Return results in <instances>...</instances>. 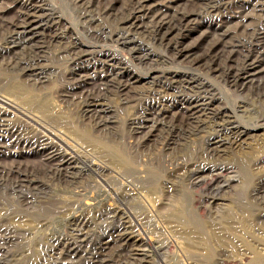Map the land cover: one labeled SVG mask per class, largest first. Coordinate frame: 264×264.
<instances>
[{"label":"rangeland","instance_id":"obj_1","mask_svg":"<svg viewBox=\"0 0 264 264\" xmlns=\"http://www.w3.org/2000/svg\"><path fill=\"white\" fill-rule=\"evenodd\" d=\"M245 1L250 0H148L149 16H158V20L168 17L172 19L171 25L153 35L140 33L138 41L126 43L125 36L118 32L123 25L120 18L132 19L146 12L133 11L134 0H88L84 4L74 0H0V99L18 110L0 102V112L10 113H0L4 117L0 129V225L29 229L21 235L15 228L14 236L21 237L17 244L10 246L9 264H28L33 259L58 264L52 260L59 257L61 247L54 258L47 256L46 238L52 235L59 239L60 245L66 239L79 245L82 235L74 232L68 223L80 216L87 217L93 224L86 231L88 241L82 244L74 263L84 264L93 247L105 243H108L105 254L117 257L127 244L140 239V231L146 230L152 233V244L158 248L160 256L149 253L143 264H227L226 260L230 264H246L248 258L234 256L228 242L241 234L243 227L237 221H232L231 229L227 225L230 216L240 215L243 209L252 206L248 225L261 236L264 234V224L256 221L261 207L251 198L259 179L264 177V158L256 170L251 162L248 181L238 177L237 172H223L218 181L220 185L231 176L240 180L223 190L226 201L209 200V204L204 202L208 198L204 185L194 187V177H176L174 171L175 166L186 162L200 163L197 166L200 170L228 164V158L216 160L204 154L212 129L196 135L185 148L169 146V141L153 147V143L147 141L137 150L131 147L129 135L132 120L145 112L151 100L157 102L159 97H169L174 92L173 80L166 79L167 74L178 77L189 72L184 53L180 52L185 46L193 47L199 56L215 55L224 48L232 51L227 61L215 63V67H227L229 77L238 72L246 59L247 63L254 62L251 83L244 88H231L229 79H223L222 74L220 78L199 74L200 79L213 88L215 98H220V91L229 99L227 108L236 111V123L244 125L249 136L264 134L263 127L245 126L250 115H264V93L259 95L255 88L257 85L262 91L264 88V0ZM109 6L110 16H101ZM235 12H239L240 19H235L238 17ZM88 21L95 23L88 26ZM55 35H59V39H54ZM111 53L128 64L126 69L136 78L135 90L127 100L114 88L102 92L101 103L107 104L111 113L107 115V127L98 128L96 121L85 115L84 96L88 92L96 94L98 86L112 74L104 67L105 55ZM139 56L146 59L140 62ZM161 104L159 109L165 115L181 108L183 103L176 100ZM29 117L44 128L30 122ZM173 123L177 128L186 124L181 115L176 116ZM6 129L7 133H15L6 134ZM159 130L157 127L150 141ZM47 132L71 143L88 161L96 163L95 167L104 168L108 164L103 163L111 155L126 160L131 158L129 155L137 157L134 166L141 172L144 186L156 191L153 196H148L140 184L131 186L126 177L111 174L123 186V191L128 188L137 193L126 206L134 212L132 223H142L140 217H144L140 231L135 226L131 229L133 239H113L115 223L97 216L99 209L94 205L101 199L100 189L104 185L90 173L75 179L82 187L42 173L34 176L36 183L30 186L19 184L17 178L24 172L49 167L44 162L49 152L46 142L42 141L52 139L58 145L61 143ZM147 145L153 150L152 154L143 150ZM252 152L253 156L262 153L255 146ZM108 182L112 183L113 178ZM153 199L158 201L154 207ZM87 201L90 206H86ZM105 204L109 206L110 202ZM46 207L55 209L57 215L49 220V227L42 228ZM176 208H181L183 216L176 212L172 217L165 214ZM196 221L213 228L199 231ZM182 223H186L184 230ZM216 236L223 237L222 241ZM143 237L147 239L145 234ZM21 251L24 257L20 256Z\"/></svg>","mask_w":264,"mask_h":264},{"label":"bare ground","instance_id":"obj_2","mask_svg":"<svg viewBox=\"0 0 264 264\" xmlns=\"http://www.w3.org/2000/svg\"><path fill=\"white\" fill-rule=\"evenodd\" d=\"M87 1L88 0H74L75 3L79 4H84ZM245 2L248 3L251 2V0ZM147 3L148 0H134L132 10L137 11L138 13H143L142 11L144 10L146 12L140 16H134L132 19L120 18L121 24L123 25L118 28V32L121 33L122 36H125L126 43H134L138 41V35H140V33L153 35L156 31L160 30V28L166 29L171 25L172 19H169L168 17L163 16L158 20V16H149L150 8H148ZM110 10L111 6H109L107 8V12L104 11L101 16H104L105 18L109 17ZM235 13L238 14V17L235 19H240L239 12ZM94 23L95 22L92 21L87 22L88 26H92ZM224 36L225 34L223 37ZM53 38L59 39V35H55ZM194 51L195 49L191 46H185L180 49V52L184 53V58L188 63L186 68L189 70V72H187L186 75H181L178 77L171 75L170 77L167 74L166 79L173 80L172 86L174 87V92L171 93V96H164L163 98L159 97L157 102L155 100H151L145 110H143L145 112L142 113V115L136 120H132L129 132L130 139L133 143L131 147L138 150L140 145L146 143L147 141H149L150 144L153 143V147H156L158 143H162L164 141H166L165 143H168L167 141H169V146L181 145L182 148H185L188 142L196 135L205 129H212V132L208 136L209 138L207 140V147L204 151V154L207 157L216 160L228 158V164L220 168L214 167L212 169L209 168L207 170H200L197 168L200 163L190 164L186 162L183 164H178L175 166L176 168L174 167V176L182 177L187 175L190 176L191 179L194 177L192 180V185L194 187L204 185L208 195L207 200L204 201L206 203H209V200L226 201L224 195L225 191L223 190L228 189L231 184L239 182L240 179L238 180L236 176H231L228 178L227 182H223V184L220 185L218 182L219 178L223 172H237L239 173L237 176L241 177L243 181L250 180L251 162H254V170H256L258 168L256 167L257 164L264 158V152L261 151L262 148L264 149V134L261 136H249L246 133L247 129L242 127L244 125H242L240 122L239 124L236 123V111L234 109L229 110L227 108L226 105L230 103L229 99L220 91V98H215V95H213V88L200 79L201 74L199 73L212 74L217 78H220L222 74L223 79H229V86L231 88H244L251 83L250 78L253 75L254 62L252 61L247 63L248 60L246 59L245 63L238 70V72H231L232 76L229 77V69H227V67L221 66L215 67V63L227 61L228 57L230 58L232 56V51H228L226 48H224L221 52L215 55L204 54L201 56L194 53ZM145 59L146 58L144 56H139L140 62L144 61ZM127 66L128 64H125L122 59L119 60L118 56L115 54H106L104 67L110 69L109 72L112 74L108 77L104 75L106 78L102 84L98 86V92L96 94L88 92L87 95L84 96L83 106L85 115L88 118L95 120L96 126L98 128L107 127L105 124L108 123V120H106L108 119L107 115L111 113L110 107L105 103H101L100 99L104 98V94L102 92L105 89L114 88L124 100H127L130 94L135 90L133 85L136 82V78L133 73L126 69ZM123 70H126L127 72L123 73ZM250 86L253 85L251 84ZM257 86L255 88L258 90V94L260 95V93H264V88L262 91L260 87ZM185 97H187V99H185ZM176 100L182 101L183 104L181 108H175L172 106L177 110L163 115L161 113L162 109H159L160 106H162L161 102L164 101V103L168 105L169 103L175 102ZM0 102L9 106L5 107L18 111L15 107H10V104L7 101L0 99ZM19 110L22 109L19 108ZM0 113L8 114L9 112L5 110V112L3 111ZM1 114L0 129L3 127L2 119L4 118ZM178 115L183 116L186 123L184 126L179 128H177V126L173 123V119ZM29 120H31L30 122H35L34 124H38L36 123L35 119L29 117ZM5 122H7V120H5ZM5 126L9 127L7 124ZM245 126L254 128L263 127L262 130H264V115H250L247 118ZM157 127H160V130L155 139L150 141V137L154 136V132L156 131ZM7 132L8 130L6 129V134L11 135L15 133ZM50 135L57 138L61 144H56L52 139H43L42 142H46V149L49 152L44 162L47 163L49 167L46 169H36L31 172H24L23 175H20L17 178L19 184L24 185L25 187L30 186L36 183L34 176H39L38 174L42 173V175L44 174L46 176L47 174H50L54 179H63L67 183L82 187L79 185V182H75V179L85 175L86 173H90L101 180L104 185V187L100 189L102 192L101 199L94 205V207L99 209L97 211V216L99 218H106V220H112L111 222L115 223V226L112 229L115 231L113 239L117 240L121 238L125 239L126 241H128L127 239H133L135 236L131 229H134L135 226L138 231H140V228H142L143 225L142 223L144 217H140L142 223H132L134 212L126 206L135 199L137 193L134 194V190H130L128 188L123 191V186L118 183L115 177H111V174L114 173L116 175H122L126 177L131 186L140 184L148 196H153L156 194V191H154L153 188L149 186H144V181H141V172L134 166L137 164V157L129 155L131 158L126 160L111 155L110 159L103 163V165L106 163L108 165H106L104 168L101 167L102 165L95 167L97 164L88 161V159L83 156L82 152L78 151L77 148L71 143L64 141L62 138L60 139L54 136L55 134L52 135L50 133ZM252 146H255L256 148L259 147V151L262 153L260 155L253 156L254 153L252 152ZM143 150L149 152L148 154L153 153V150L148 148V145L144 147ZM130 154L132 153L130 152ZM151 159H154V157H151ZM254 160H256V163ZM45 166L46 165H43L44 168ZM206 172H209V175L204 176L207 174ZM111 178H113V182L109 183L108 181H110ZM199 188H201V186ZM139 195L142 196L140 193ZM251 198L257 207H261V211L257 214L256 221L257 223L264 224V177L259 179L257 186H255L253 189ZM106 201L110 202L109 206H106ZM157 203V199H153L151 204L152 207L157 205ZM111 204L114 205L112 206ZM203 204L202 206H204ZM90 205L91 204H88L87 201L86 206ZM252 211L253 207L250 206L249 208L243 209L240 215L233 214L229 217V220L231 221L228 223L227 227L231 229L232 221H237L243 227V232L241 234H236L233 240L228 242L234 256L248 258L246 264H264V234L261 236L260 232L252 230L251 226L248 225V218L251 217ZM174 212L178 213L180 216H183L181 208L169 210L165 214H168L172 217ZM44 214L46 216V220L44 223H42L41 227L47 228L49 227V220H52L57 214L55 209L51 207L44 208ZM92 224L93 222L85 216L71 219L68 223V226L71 227L74 232L82 235L79 245H77L78 242L71 243L68 239H66L65 242L61 243L60 245L59 239H56L54 236L50 235L46 238L47 243H49V247L47 248V256H51L52 258L60 246V255L58 254L59 257L56 260L53 259L52 262H58V264H78L77 262L74 263L73 261L78 257V253L80 252L82 244L88 241L86 237V231L92 226ZM128 224H130V226L126 227L125 225ZM181 225H183L184 230L186 223H182ZM195 226L199 231H207V229L213 228L206 223L199 221H196ZM15 228L20 232L21 235L25 234L29 230H20L18 227ZM15 228L9 225L7 227L0 225V264L10 263L8 260V257L12 253L10 246L17 244L19 238L21 237L20 235L14 236ZM142 232L140 231V234H142L140 239L135 242L133 241L134 244H127L128 246L124 247L125 251L123 253H119L117 257H114L113 255L108 256L105 254L104 251L107 249L106 246L108 243L103 245L101 244L100 247H98L99 245L93 247L91 255L86 259L84 264L146 263L149 253H153L154 255L158 254V248H155L152 244V233L146 230H142ZM229 232L233 233L231 230H229ZM143 234L147 236V239L143 237ZM216 237H218L219 241H222L221 238L223 237ZM174 242L178 245L176 240H174ZM239 249L241 250L238 251ZM19 251L20 250H18L17 253ZM23 254L24 252L21 251L20 256L24 257ZM158 255L160 256V254ZM122 258L123 260L126 259L127 262L124 263ZM45 261V259H33L28 264L49 263ZM221 261L222 259H220V262ZM226 262L227 264H230L227 260Z\"/></svg>","mask_w":264,"mask_h":264}]
</instances>
